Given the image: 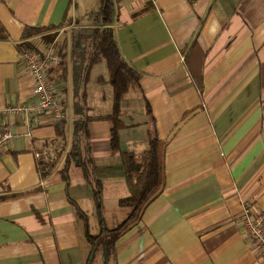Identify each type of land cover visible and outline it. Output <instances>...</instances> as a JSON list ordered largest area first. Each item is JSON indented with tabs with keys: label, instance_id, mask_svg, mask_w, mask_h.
Returning a JSON list of instances; mask_svg holds the SVG:
<instances>
[{
	"label": "crops",
	"instance_id": "0c3cea01",
	"mask_svg": "<svg viewBox=\"0 0 264 264\" xmlns=\"http://www.w3.org/2000/svg\"><path fill=\"white\" fill-rule=\"evenodd\" d=\"M113 1L117 45L141 75L121 103L120 150L143 152L152 133L164 141L161 190L113 246L92 252L69 197L95 234V178L108 229L131 211L119 204L129 190L120 150L111 146V119L89 120L88 138H79L93 174L70 159L74 121L113 108L106 61L84 80L73 60L79 28L101 26L94 15L101 0H0V107L36 102L20 55L53 51L61 61L48 67L47 79L60 87L65 113L59 122L0 115V125L15 130L0 152V264H93L100 248L99 264H107L105 255L114 264H264L239 221L246 206L264 212V0ZM39 160L57 162L45 178Z\"/></svg>",
	"mask_w": 264,
	"mask_h": 264
},
{
	"label": "trees",
	"instance_id": "16d2710c",
	"mask_svg": "<svg viewBox=\"0 0 264 264\" xmlns=\"http://www.w3.org/2000/svg\"><path fill=\"white\" fill-rule=\"evenodd\" d=\"M114 12L113 0H101V5L94 15L101 23L100 27L79 28L78 33L73 36V60L75 70L79 72V77L84 80L88 78L91 68L101 60H105L108 66L110 83L114 90V100L112 112L106 116H89L84 115L74 121V143L70 152V159L78 166L84 169L85 176L88 177L90 172L87 171L85 161L81 159L79 138L81 134L85 139L88 138V121L96 118H109L113 122L111 129V146L113 149L120 150L119 131L126 124L121 119V103L125 95L140 87V73L135 70L122 56L117 45L114 30L110 25ZM38 30L37 28H27L26 32ZM6 34L0 25V38ZM40 53V52H39ZM147 112L151 113V106L146 101ZM64 111V109H63ZM78 113L80 111L77 110ZM64 119H62L63 121ZM154 120V119H153ZM63 124V123H62ZM61 126V125H60ZM62 127V126H61ZM62 137L64 130L58 129ZM165 143L155 133L149 137V146L139 154L133 152L121 151V161L123 174L126 179L129 194L120 199L121 206L131 209L128 217L116 228L108 229L105 226L103 217L102 191L103 185L101 180L95 178L93 183V197L99 217L101 230L99 234L90 232L88 215L81 209L78 203L69 197L74 205L76 213L83 220L87 240L91 244L92 252L98 245L113 246L116 238L135 220H137L146 206V204L159 194L164 179V152ZM57 162L39 160V171L43 178L49 175L56 167ZM68 165L63 169L64 177L68 185L69 179L67 174Z\"/></svg>",
	"mask_w": 264,
	"mask_h": 264
},
{
	"label": "built area",
	"instance_id": "2783aa9c",
	"mask_svg": "<svg viewBox=\"0 0 264 264\" xmlns=\"http://www.w3.org/2000/svg\"><path fill=\"white\" fill-rule=\"evenodd\" d=\"M21 61L32 77V94L36 102L8 103L0 107V115H23L26 121H40V115L46 114L50 120L59 122L65 117L61 102L60 87L47 79V69L57 65L61 59L53 51L44 54L31 49H25L20 55ZM15 136V130L8 125H0V152L5 151ZM243 232L253 241V244L264 254V212H253L250 207H244L240 216Z\"/></svg>",
	"mask_w": 264,
	"mask_h": 264
},
{
	"label": "rangeland",
	"instance_id": "374dc122",
	"mask_svg": "<svg viewBox=\"0 0 264 264\" xmlns=\"http://www.w3.org/2000/svg\"><path fill=\"white\" fill-rule=\"evenodd\" d=\"M95 1H97V0H95ZM73 72H74V68H73ZM67 113H68V117H70V115H71V113H72V111H73V109H72V106H70L69 108H67ZM71 123V122H70ZM92 172H90V174H91ZM93 174V173H92ZM89 220V219H88ZM90 224V223H89ZM91 224H92V226L90 227V232L92 233V234H95L96 232H97V226H96V224L92 221L91 222ZM102 244H100V245H98V247L99 246H101ZM104 255V251L102 250V248H100L97 252H96V254H95V260H93V264H99V257H100V255ZM105 259H106V261L105 262H107V264H114V258H113V255H105ZM95 261V262H94Z\"/></svg>",
	"mask_w": 264,
	"mask_h": 264
}]
</instances>
